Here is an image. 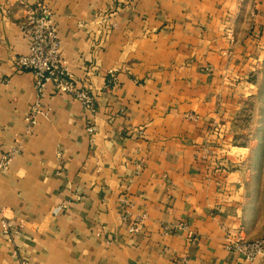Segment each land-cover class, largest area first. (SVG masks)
Returning <instances> with one entry per match:
<instances>
[{
  "label": "crops",
  "instance_id": "1",
  "mask_svg": "<svg viewBox=\"0 0 264 264\" xmlns=\"http://www.w3.org/2000/svg\"><path fill=\"white\" fill-rule=\"evenodd\" d=\"M38 1L93 110L16 66ZM262 71L264 0H0V264H257L226 245L264 237V154L232 143Z\"/></svg>",
  "mask_w": 264,
  "mask_h": 264
},
{
  "label": "built area",
  "instance_id": "2",
  "mask_svg": "<svg viewBox=\"0 0 264 264\" xmlns=\"http://www.w3.org/2000/svg\"><path fill=\"white\" fill-rule=\"evenodd\" d=\"M22 30L29 41L28 51L17 55L15 63L19 69L33 73L36 99L39 100L45 94L46 86L50 84L56 92L66 93L82 101L88 110H93L92 95L86 90L77 89L76 81L62 56L59 30L48 5L43 1L30 4L27 7V16L22 24ZM33 110L34 113L27 118L31 123L36 122L35 117L39 112L36 108ZM89 130L91 131L92 128ZM21 149V144L15 142L8 151L0 153V171L9 170L11 162ZM140 225V221L134 222L129 231L137 232ZM2 226L9 231L13 228V223L4 220ZM227 241L226 248L241 255L246 262L264 264V237L254 240L237 237L228 238Z\"/></svg>",
  "mask_w": 264,
  "mask_h": 264
},
{
  "label": "rangeland",
  "instance_id": "3",
  "mask_svg": "<svg viewBox=\"0 0 264 264\" xmlns=\"http://www.w3.org/2000/svg\"><path fill=\"white\" fill-rule=\"evenodd\" d=\"M253 80L256 84L258 83V94L246 102L243 112L237 118L232 131V143L248 146V148L253 145V153L259 147L262 150L261 153L264 154V71L254 76ZM254 166L255 164L253 168Z\"/></svg>",
  "mask_w": 264,
  "mask_h": 264
}]
</instances>
